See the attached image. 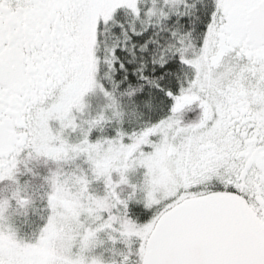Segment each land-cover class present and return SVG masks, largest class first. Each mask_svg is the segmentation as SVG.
Listing matches in <instances>:
<instances>
[{
  "label": "snow or ice",
  "instance_id": "snow-or-ice-1",
  "mask_svg": "<svg viewBox=\"0 0 264 264\" xmlns=\"http://www.w3.org/2000/svg\"><path fill=\"white\" fill-rule=\"evenodd\" d=\"M142 2L0 0V172L24 153L55 162L83 154L109 178L137 166L153 176L167 169L174 182L145 207L156 209L147 223L128 219L117 197L103 224L118 230L114 220L123 216L134 228L139 247L127 264H264V0H199L204 28L195 37L194 28L167 21L193 15L197 0H151L147 9ZM120 9L136 20L143 13L142 28L118 18ZM94 89L111 117L101 112L77 123L73 110L83 113V97ZM167 100L166 117L89 142L108 119H143ZM194 104L200 115L184 124ZM53 119L64 131L79 128V143L53 135ZM72 174L54 172L58 181ZM25 245L17 255L0 240V264H40Z\"/></svg>",
  "mask_w": 264,
  "mask_h": 264
},
{
  "label": "clouds",
  "instance_id": "clouds-1",
  "mask_svg": "<svg viewBox=\"0 0 264 264\" xmlns=\"http://www.w3.org/2000/svg\"><path fill=\"white\" fill-rule=\"evenodd\" d=\"M74 107L77 112H81L79 107L75 105ZM66 127V124L61 123L57 138H60V133ZM74 155L78 156V154ZM38 157H40L38 154H27L18 163H25L29 158ZM87 159L92 161V158L87 157ZM17 171V166H14L13 169L0 172V181L10 182L7 185V195L0 193V240L6 246L15 248L17 255H22L27 245L17 240L16 230L11 220L14 215H26L32 206V200L25 187L19 184L16 178ZM91 171L93 179H103L105 185L103 196L91 194L88 190L89 181L83 183L81 176L75 173L62 181H58L54 173L48 178L49 214L35 242L30 244L40 264H106L100 257L91 254L93 249L103 243L97 233L105 229L111 230L110 233H106L110 241L115 242L119 238L122 243L128 245L131 238L129 233L134 234L135 230L123 216H117L114 220V223L119 226L118 230L103 226L106 220L112 219L108 214L115 207V202H118L116 190L120 185L128 183L127 175L119 174V179L113 182L97 164L91 165ZM258 197L260 196L257 195L256 198ZM161 198H163L162 195ZM155 200V191L145 194L146 207H150ZM11 201L15 202L14 206L10 203ZM102 213L107 214L104 221L101 220ZM111 233H118V237H114ZM130 255V251L122 253L119 264H127ZM111 264H116V261H111Z\"/></svg>",
  "mask_w": 264,
  "mask_h": 264
},
{
  "label": "trees",
  "instance_id": "trees-1",
  "mask_svg": "<svg viewBox=\"0 0 264 264\" xmlns=\"http://www.w3.org/2000/svg\"><path fill=\"white\" fill-rule=\"evenodd\" d=\"M193 2L194 0H188V3H193ZM204 2H206L210 6L212 0H204ZM146 3L147 2L142 3V7L145 9L148 7ZM201 8H202V3L199 2V0H197L196 11L193 15L177 16L175 14H171L169 20L167 21V24L170 27H177V26L182 25L184 30H187L189 28H194L195 31H193V36L195 37L197 32L203 31V28H204V24L201 23L200 20L196 19V17L201 15V11H200ZM176 10L185 11L182 5H179ZM116 15L118 18L134 25L137 29L142 28L143 26L142 21L147 19L146 17L143 16V13H142L140 20H136L131 15L127 14L123 9L117 10ZM151 31L152 29L149 28L148 33H146V35L150 34ZM120 103H121V106L125 107V110H127L126 106H127L128 101L122 98L120 100ZM92 108L93 109H89L91 113L86 115L87 117L85 116L86 120H88L89 117L94 118L95 116L103 112L101 109L105 110L104 103L102 106H92ZM163 108L164 106L156 114H159L160 111L163 110ZM89 110L87 109V112ZM107 113L111 114L110 111H107ZM156 114L145 115L143 119H138L133 116H126L125 117L127 118L126 125L129 124V126L126 127L128 128L127 132L132 131L138 125L151 121L153 117H155ZM84 119L80 117L78 118L79 121L84 120ZM78 120H77V123H79ZM118 127L120 128V121H118V126H116L115 124L111 125L108 122L104 123L103 124L104 137L102 138H112L115 135L116 129ZM76 133L81 134L79 128L76 130ZM17 169L18 171L16 173V178L19 184L25 187L27 194L31 197L32 206L28 209V212L26 215H15V218H14L15 222H22V221L29 220V219L36 220V221H46L47 216L49 214V210L47 208V193H49L50 191L48 178L52 175V173L56 172L57 170H60L65 174H68V173H75L76 175L82 174L88 181H90L88 185V190L91 194H94L96 196H103L105 194V187L102 184V182H100L99 180L96 181L95 179L92 178L93 174L81 162L80 158L78 157H75L73 160L62 161V162H55L43 156H40L36 159L29 158L28 160H26L25 163L18 165ZM79 170L85 171V174L79 173ZM114 176H117V175H114ZM116 178L117 177L114 178L113 182L117 181ZM9 183L10 182L7 180L0 182V193L7 195V185ZM124 189H125V192L123 191V194L120 196V198H125L127 193H130L132 190L130 186L129 188L128 186H124L123 190ZM10 203L13 206L15 205L14 201H11ZM126 204L129 205V207H127L128 219L132 220L134 223H137L138 225H142L146 223L147 221H149L156 211L154 209H151V210L146 209L145 203H143L140 200V198L138 199L136 196H135V199L132 197L127 198ZM102 215L105 216V218L107 216V214H102ZM12 220H13V217H12ZM113 227H118V226L114 224ZM113 236L118 237V233H114ZM104 237H105V240L107 241L106 238L108 237L106 234L104 235ZM131 239L134 240L133 243H135V245H134V248L128 249V251H130L131 253H135L136 244L138 243V240L136 239V237H131ZM115 241H120V240L117 238ZM106 244L107 246H109L110 242ZM124 252H127V251L123 247V252H120V253H124ZM130 256H134V255H130Z\"/></svg>",
  "mask_w": 264,
  "mask_h": 264
},
{
  "label": "rangeland",
  "instance_id": "rangeland-1",
  "mask_svg": "<svg viewBox=\"0 0 264 264\" xmlns=\"http://www.w3.org/2000/svg\"><path fill=\"white\" fill-rule=\"evenodd\" d=\"M143 2H147L146 5L148 7H151V0H143ZM178 6L179 5H177L175 8L177 9ZM83 103L85 105V108H84L82 114L81 113H76L75 110H73V115H75L77 117V120H78L79 117L82 118V119H84V118L86 119L85 116L88 115L89 113H91L89 109H93L92 106H102L103 103H104V107H105L107 102H106V99L104 100V96L99 92V90L94 89V90H92V91H90V92H88L87 94L84 95ZM87 109L89 110L88 112H87ZM104 109L105 110H103V109H101V110L103 111V113H106L105 114L106 117L110 118L111 114L107 113V111H109V110L106 111V107ZM107 122L110 123L111 125H113L114 124L113 122H116V120L115 119H108ZM60 125H61V121L58 120V119H53V120L49 121L48 127L52 131L53 135L57 136V133L60 130ZM129 132H131V131H129ZM91 136H92V138H91L92 143H95L98 139H101L102 137H104V128H103V126L102 127H98V128H93L92 131L89 133L88 138L91 137ZM60 138L61 139H66L67 142L70 143V144H75V143H79V141L82 139V135L80 133H76V131H72L70 129H66L65 131L60 133ZM76 157L80 158L81 162L92 173L91 165L93 163L97 164V162H94L93 160L89 161L87 159V157L85 155H83V154L78 155ZM71 160H73V159H71ZM113 162H116V158H114V157H113ZM79 173L85 174V171L79 170ZM113 173H114V175H117V176H114V178L117 177L116 179H118L119 178V173L115 172V171H113ZM126 175H127L128 183L125 184V185L122 184V185H120L117 188L116 191L118 193V197L120 198V196L123 194V191L125 192V189L123 190L124 186H128V188H129V186L131 185L130 186L131 189L135 190L136 187L138 188L137 183L138 182H142L143 178H144V181H143L144 188H143V190H141V192L143 193V196H144V198L143 197L141 198V201H143L144 203H145V194L147 192H150V191H155V193H157L158 191L167 192L165 190V188L163 187V184H165L167 182H173L172 181L173 176H172L171 172L169 170H167V169H165L162 174L157 175V176H153L151 171H149L147 169H144L143 167H138L137 166V167H134V168L130 169L126 173ZM96 181H98V180H96ZM99 181L102 182V184L104 185V182H103L102 178H101V180L99 179ZM104 187H105V185H104ZM137 198L139 199V195H137ZM153 209L156 210L155 208H153ZM104 218H105V216H104ZM110 232H111L110 229H105V230L97 233L98 238L101 241H103V243L101 245L97 246L95 249H93V251L91 253L94 256L100 257L106 263L107 262H111V259L114 258V255L119 254L120 252H123V247L128 252V249L134 248V245H135V243H133L134 240L130 238L127 246L124 243H122L121 241H115V242L112 241V243L110 242L109 246H107V244H106L107 241L105 240L104 235L106 233H110ZM111 234L114 235V233H111ZM108 241H110V240L108 239ZM138 247H139V241L136 244V250L138 249ZM130 258L136 259L135 256H129V260H130Z\"/></svg>",
  "mask_w": 264,
  "mask_h": 264
},
{
  "label": "flooded vegetation",
  "instance_id": "flooded-vegetation-1",
  "mask_svg": "<svg viewBox=\"0 0 264 264\" xmlns=\"http://www.w3.org/2000/svg\"><path fill=\"white\" fill-rule=\"evenodd\" d=\"M179 87L180 85L177 84L176 87H174V89L172 90L173 91V94H178L179 93ZM41 103H43V100H41ZM170 105H171V101L170 100H167L164 104V108L163 110L160 111L159 114H156L155 117H153V119L147 123H154L156 121H158L160 118L162 117H166L169 113V110H170ZM200 115V109L194 104V105H191L189 106V108L184 112L183 116H182V122L184 124H189V123H194L197 121L198 117ZM87 117V116H86ZM88 119H91L90 117ZM86 120V119H85ZM126 121H127V118H124L123 120L120 121V129H122L123 131L127 132V129L126 127L129 126L126 125ZM78 122H80L78 120ZM116 126H118V121L116 120V122H113ZM144 124H141V125H138L136 128H134L133 130H139L140 128H142ZM92 136L89 137V142L92 143V140H91ZM27 154L24 153V154H21V156L19 157V160L20 159H23ZM116 158V161H118V157H114ZM28 160V159H27ZM26 162V161H25ZM115 163V162H114ZM22 163H18L17 164V168H18V165H20ZM111 179L114 180V174L111 173ZM119 179V178H118ZM116 179V180H118ZM143 181H144V178H143ZM142 182H138L137 183V186L138 188L136 187L135 190L132 189L130 193H127L126 197L125 198H120L121 200H124L126 201L127 198L129 197H132L135 199V196L137 197V195H139V198L141 200V198L143 196V193L141 192V190H143L144 188V183ZM172 181L174 182V178L172 179ZM1 182V181H0ZM125 185V184H124ZM131 186V185H130ZM157 195L159 196L160 199H163L166 195H167V192H161V191H158L156 193V197ZM161 195L163 196V198H161ZM257 201H260V197L256 198ZM143 202V201H142ZM144 203V202H143ZM146 206V205H145ZM127 207H129V205H127ZM262 207H264V203H262ZM251 209V208H250ZM252 210V209H251ZM253 211V210H252ZM254 212V211H253ZM255 213V212H254ZM14 218H15V215L13 216V220H11V224L12 226L15 228L16 230V238L17 240H20L22 241L23 243H26V244H31V243H34L36 238L38 237L39 235V231L40 229L44 226V224L46 223V221H36V220H25V221H22V222H15L14 221ZM47 220V219H46ZM107 239V243L108 242H111V241H108V238ZM119 239V238H118ZM120 240V239H119ZM112 243V242H111ZM121 254H116L114 255V258L111 259V261H116V264H119V261H120V258H121ZM131 260H134L133 258H130L129 261ZM106 264H111V262H107Z\"/></svg>",
  "mask_w": 264,
  "mask_h": 264
},
{
  "label": "water",
  "instance_id": "water-1",
  "mask_svg": "<svg viewBox=\"0 0 264 264\" xmlns=\"http://www.w3.org/2000/svg\"><path fill=\"white\" fill-rule=\"evenodd\" d=\"M247 214H248L250 219H252V220L255 219V213L250 208L247 209Z\"/></svg>",
  "mask_w": 264,
  "mask_h": 264
}]
</instances>
